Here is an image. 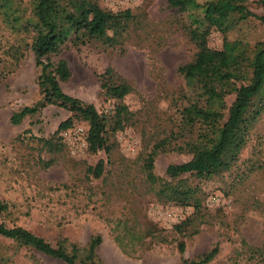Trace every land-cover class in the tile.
I'll return each instance as SVG.
<instances>
[{
    "label": "rangeland",
    "instance_id": "374dc122",
    "mask_svg": "<svg viewBox=\"0 0 264 264\" xmlns=\"http://www.w3.org/2000/svg\"><path fill=\"white\" fill-rule=\"evenodd\" d=\"M94 1L106 13L127 9L137 13L141 25L124 50L98 44L64 47L60 58L71 75L61 88L107 114L115 101L103 97L100 75L112 68L132 86L123 104L133 124L115 134L109 156L87 152L84 122L55 135L70 116L56 107L48 106L17 126L10 124L12 113L40 99L36 85L40 68L28 50L17 69L0 76V200L9 207V214H0V223L21 227L54 246L65 239L66 246L80 248V259L89 239L99 236L97 255L103 264H180L204 253L210 255L205 264H262L258 252L252 256L248 247L264 254V109L230 172L211 180L188 178L204 201L200 214H193L192 207L158 201L141 174V160L171 129V95L183 85L177 68L195 54L183 34L185 17L171 9L168 0ZM257 1L246 2L256 18L238 23L225 35L229 41L250 46L264 41V11ZM0 7L24 9L27 16L31 1L0 0ZM3 27L0 20V71L7 66L5 42L11 41ZM222 44L220 33L209 35L210 48L220 50ZM233 99H226L227 106ZM43 140L58 143L60 150L50 152ZM189 158L160 153L154 173L164 177L168 165ZM99 161L102 174L96 178L87 170ZM182 223L181 232H176ZM0 242L8 248V264H64L11 241Z\"/></svg>",
    "mask_w": 264,
    "mask_h": 264
},
{
    "label": "trees",
    "instance_id": "16d2710c",
    "mask_svg": "<svg viewBox=\"0 0 264 264\" xmlns=\"http://www.w3.org/2000/svg\"><path fill=\"white\" fill-rule=\"evenodd\" d=\"M30 1L27 16L24 9L0 7L3 30L9 31L11 40L5 42L3 55L7 66L0 71V76L17 69L28 50L40 68L36 78L40 99L32 106H24L12 113L10 124L17 126L48 106L56 107L70 116L58 125L55 135L68 130L75 122H84L87 125V152L95 155L103 151L109 156L113 149L112 138L133 124V116L123 104L124 96L132 91V86L112 68H106L100 75V89L103 97L114 100L115 105L111 112L99 113L92 104L62 90L61 83L67 81L71 73L60 53L67 45L79 48L98 44L124 50L131 35L141 25L139 16L129 9L106 13L94 0ZM246 2L207 0L199 4L197 0H168V6L185 17L183 34L194 47L195 54L189 63L177 68L183 85L171 95L174 110L171 129L143 155L141 174L146 184L155 190L158 201L192 207L193 214H200L204 201L198 196L199 189L188 184V178L211 180L230 172L246 145L249 131L264 109V41L250 46L225 37L241 21L256 18ZM257 4L264 11V0H258ZM261 21L264 23L263 19ZM108 30L110 34H107ZM214 31L223 37L220 50L208 46V37ZM230 96L234 99L227 106L226 99ZM42 143L50 148V152L53 148L60 150L58 143L53 144L51 140ZM167 152L190 158L181 164L168 165L164 177H159L154 173V161L160 153ZM102 163L99 161L87 172L100 177ZM0 214H9L8 205L1 200ZM182 225L176 226V232H181ZM1 239L64 264H103L97 255L101 244L99 236L89 239L82 259L81 250L75 244L66 246V240L61 239L54 246L21 227L0 223ZM178 248L183 252V243ZM248 249L252 256L258 252L264 264L260 249ZM209 257L204 253L184 259L180 264H205ZM9 259L8 248L0 242V264H8Z\"/></svg>",
    "mask_w": 264,
    "mask_h": 264
}]
</instances>
